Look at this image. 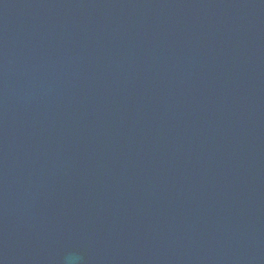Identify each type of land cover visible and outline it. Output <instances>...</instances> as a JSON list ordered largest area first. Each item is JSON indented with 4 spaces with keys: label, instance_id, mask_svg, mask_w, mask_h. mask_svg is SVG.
I'll use <instances>...</instances> for the list:
<instances>
[{
    "label": "water",
    "instance_id": "obj_1",
    "mask_svg": "<svg viewBox=\"0 0 264 264\" xmlns=\"http://www.w3.org/2000/svg\"><path fill=\"white\" fill-rule=\"evenodd\" d=\"M0 264H264V0H0Z\"/></svg>",
    "mask_w": 264,
    "mask_h": 264
}]
</instances>
